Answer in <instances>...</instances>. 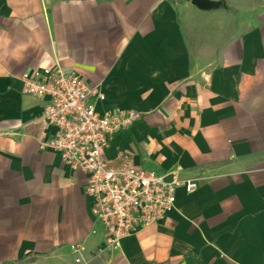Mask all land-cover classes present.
Instances as JSON below:
<instances>
[{
  "label": "crops",
  "instance_id": "0c3cea01",
  "mask_svg": "<svg viewBox=\"0 0 264 264\" xmlns=\"http://www.w3.org/2000/svg\"><path fill=\"white\" fill-rule=\"evenodd\" d=\"M195 2L0 0V264L75 260L71 245L102 264H264V0ZM55 64L99 88V114H140L110 142L112 168L198 186L114 250L85 174L40 147L45 103L22 91Z\"/></svg>",
  "mask_w": 264,
  "mask_h": 264
},
{
  "label": "built area",
  "instance_id": "2783aa9c",
  "mask_svg": "<svg viewBox=\"0 0 264 264\" xmlns=\"http://www.w3.org/2000/svg\"><path fill=\"white\" fill-rule=\"evenodd\" d=\"M24 94L42 100L41 120L53 128L40 147L62 158L64 165L85 174V192L92 200V215L105 233V250L119 248L122 239L163 220L175 208L176 192L197 189L194 181H166L154 172L131 164L112 168L105 152L113 137L140 119L134 111L114 110L99 114L92 98L104 101L97 86L80 74L55 64L25 72ZM76 262L84 249L71 245Z\"/></svg>",
  "mask_w": 264,
  "mask_h": 264
},
{
  "label": "rangeland",
  "instance_id": "374dc122",
  "mask_svg": "<svg viewBox=\"0 0 264 264\" xmlns=\"http://www.w3.org/2000/svg\"><path fill=\"white\" fill-rule=\"evenodd\" d=\"M102 250V249H101ZM101 254L105 251H99ZM8 264H102V258L100 255L95 256L92 259H86L85 255L81 257V263H77L76 259H68V255L65 253L59 254L55 257H39L32 256L21 261L11 262Z\"/></svg>",
  "mask_w": 264,
  "mask_h": 264
},
{
  "label": "water",
  "instance_id": "95a60500",
  "mask_svg": "<svg viewBox=\"0 0 264 264\" xmlns=\"http://www.w3.org/2000/svg\"><path fill=\"white\" fill-rule=\"evenodd\" d=\"M199 1H201V0H196V4H199L200 2ZM166 181H168V182H170L171 181V178H169V179H166Z\"/></svg>",
  "mask_w": 264,
  "mask_h": 264
}]
</instances>
